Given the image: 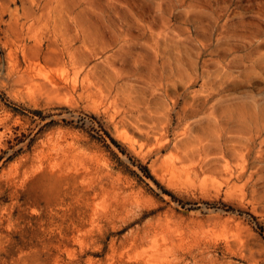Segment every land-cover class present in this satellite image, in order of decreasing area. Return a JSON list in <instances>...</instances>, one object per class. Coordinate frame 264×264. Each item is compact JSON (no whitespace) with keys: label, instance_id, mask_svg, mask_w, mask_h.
<instances>
[{"label":"rangeland","instance_id":"rangeland-1","mask_svg":"<svg viewBox=\"0 0 264 264\" xmlns=\"http://www.w3.org/2000/svg\"><path fill=\"white\" fill-rule=\"evenodd\" d=\"M0 264H264V0H0Z\"/></svg>","mask_w":264,"mask_h":264},{"label":"trees","instance_id":"trees-1","mask_svg":"<svg viewBox=\"0 0 264 264\" xmlns=\"http://www.w3.org/2000/svg\"><path fill=\"white\" fill-rule=\"evenodd\" d=\"M112 141H113V143H115L117 146H119V144H118V142H116V140H113V139H112ZM119 147H120V146H119ZM141 169L147 174L148 177H150L151 179H153L154 182L157 183V185H160L159 182H158L157 180H155V179L153 178L152 175L149 174L148 169H147L145 166H141ZM161 187H162V189H163V191H164L165 193H167V194L171 195L172 197H174L173 194H172L170 191H168L167 189H165L163 186H161Z\"/></svg>","mask_w":264,"mask_h":264}]
</instances>
